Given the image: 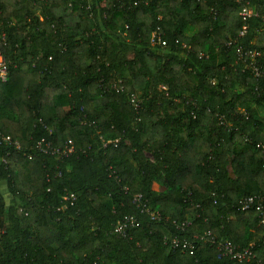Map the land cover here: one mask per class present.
<instances>
[{
	"label": "trees",
	"instance_id": "obj_1",
	"mask_svg": "<svg viewBox=\"0 0 264 264\" xmlns=\"http://www.w3.org/2000/svg\"><path fill=\"white\" fill-rule=\"evenodd\" d=\"M247 1L261 13L239 37ZM251 53L264 63V0H0V133L13 141L0 140V264H264L256 204H241L264 197ZM44 138L74 154L38 153ZM126 217L136 224L116 233Z\"/></svg>",
	"mask_w": 264,
	"mask_h": 264
},
{
	"label": "built area",
	"instance_id": "obj_2",
	"mask_svg": "<svg viewBox=\"0 0 264 264\" xmlns=\"http://www.w3.org/2000/svg\"><path fill=\"white\" fill-rule=\"evenodd\" d=\"M261 9L259 7H254L250 4V2H246L239 13V16L245 23L242 31L239 34V37H244L248 30V24L250 19L253 17H260ZM160 42V40H159ZM234 43V42H233ZM232 44V43H230ZM229 44V45H230ZM238 53H241V50L238 49ZM252 58V64H251V70L252 74L256 78H261L264 76V63H256V60L254 61L255 54L251 53L250 55ZM242 57V55H241ZM9 76V70L8 65L3 59V57L0 55V82L5 83L8 80ZM114 90L117 92H123V87L121 85L115 84ZM132 104L134 107H138V102L134 97L131 98ZM0 140H2L4 143L12 144V139L9 136H3L0 133ZM115 146H117L118 140L115 141ZM15 146L19 147L18 143H14ZM35 151L38 153L51 156L56 158L57 160H63L66 158H69L71 155L74 154V147L72 146L71 142L64 143L63 146H54L51 141H48L47 139H40L35 145H34ZM135 203H138V205L143 206V212H147L150 214L152 219H158V215H155L154 213H150L147 207V201H143V196L138 195L135 198ZM257 202V203H256ZM242 207L244 209H250L256 204V210L258 212L259 216V225L264 226V197H248L241 200ZM136 224V219L132 217H126L124 222L120 224L116 229V233H125V231L128 228L134 227ZM189 225V222H182V223H176V229L184 231L185 228ZM169 244L173 250H180L184 253H189L190 255H194L195 253V245L192 241H189L185 237H180L178 235H175L168 239ZM212 244H214L217 248V250L223 254L224 256H230L232 259L242 263L245 261H250L252 258H254V253L252 251V248H246L242 249L239 246L233 245L229 242H223V241H216L214 239L211 240Z\"/></svg>",
	"mask_w": 264,
	"mask_h": 264
},
{
	"label": "rangeland",
	"instance_id": "obj_3",
	"mask_svg": "<svg viewBox=\"0 0 264 264\" xmlns=\"http://www.w3.org/2000/svg\"><path fill=\"white\" fill-rule=\"evenodd\" d=\"M136 98L139 100V97L138 96Z\"/></svg>",
	"mask_w": 264,
	"mask_h": 264
}]
</instances>
